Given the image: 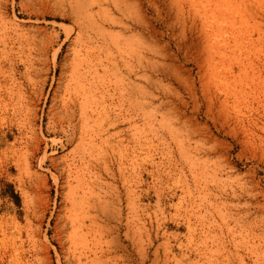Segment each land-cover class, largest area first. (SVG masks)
Instances as JSON below:
<instances>
[{"label":"rangeland","instance_id":"obj_1","mask_svg":"<svg viewBox=\"0 0 264 264\" xmlns=\"http://www.w3.org/2000/svg\"><path fill=\"white\" fill-rule=\"evenodd\" d=\"M259 74L264 0H0V264H264Z\"/></svg>","mask_w":264,"mask_h":264},{"label":"bare ground","instance_id":"obj_2","mask_svg":"<svg viewBox=\"0 0 264 264\" xmlns=\"http://www.w3.org/2000/svg\"><path fill=\"white\" fill-rule=\"evenodd\" d=\"M118 4V3H117ZM133 5V4H132ZM133 7V6H132ZM134 10V9H133ZM130 13V12H129ZM205 33V32H204ZM206 35V34H205ZM135 42V41H134ZM135 77V76H134ZM260 80V83L262 85H264V80L261 76V74H259V78ZM39 94V93H38ZM131 95V94H130ZM52 97V96H51ZM140 98L141 96L136 95V99L138 101H140ZM27 99V98H26ZM32 102V101H31ZM129 103V102H128ZM34 104V102H33ZM35 105V104H34ZM55 107V106H54ZM67 107V106H66ZM6 108V107H5ZM53 108V107H52ZM35 110V109H34ZM37 110V109H36ZM35 110V111H36ZM143 111V110H141ZM256 111L258 113V117H254L251 119V121H249L247 119V117L245 116V114L243 113V117L241 119V130H242V145H243V148H246L247 147V143H248V140H247V135H248V132L249 131H252V138H253V134L255 135L254 138H256V135H257V138L260 139V141L264 142V137L261 135V134H258L256 129H258L259 131L261 132H264V99H261L258 103H257V107H256ZM54 112V111H53ZM57 113V112H56ZM76 114V113H75ZM57 116V115H56ZM62 116V115H61ZM55 117V116H54ZM64 117V115H63ZM56 118V117H55ZM54 118V119H55ZM58 118V117H57ZM58 120V119H56ZM60 120V119H59ZM69 122L71 121V118H68L67 119ZM61 122V121H60ZM74 124V123H73ZM252 124L253 128L251 129L250 128V125ZM82 125V124H81ZM54 126V125H53ZM61 126V124H60ZM68 126V125H67ZM75 128L77 127H80V125H77L75 124L74 125ZM75 130V129H74ZM248 135V136H249ZM35 136V135H34ZM41 139V138H40ZM83 138L81 137V134L80 136H78L76 133H74L70 138H69V142L72 143H75V147H78L80 148L81 147V142H82ZM37 141V140H36ZM53 141V140H52ZM56 142V140H54ZM54 142V143H55ZM68 142V143H69ZM250 142V141H249ZM67 144V143H66ZM36 145V144H35ZM70 145V144H69ZM37 146V145H36ZM34 147V146H33ZM253 147V146H252ZM256 151V150H255ZM57 152V151H56ZM75 154L78 155V157L81 159V164L79 166H75V171L74 172H71L69 170V173L67 174V186L69 188V192L68 194L70 193L71 194V197H76L75 194L76 193V189H82L84 187V185H86L88 187V185H90V187L92 189H95L97 188V182L95 181L96 180V175L94 173H91L94 168L92 166V164L90 162H87V163H84V161H86V157H85V154L83 153V151H81L80 149L78 151L75 152ZM254 154V153H253ZM66 155V154H65ZM256 156V155H255ZM56 157V156H55ZM54 157V158H55ZM261 157V156H260ZM53 158V162L54 164H57V160L56 158L54 159ZM52 160V159H51ZM44 161V160H43ZM42 161V163H43ZM53 164V165H54ZM83 164L85 165V169L87 170V173L88 176H89V179H88V182H86L85 178H86V175L85 173H81L80 171H84L83 169ZM58 165V164H57ZM54 167H57L58 169V166H54ZM55 169V168H54ZM85 172V171H84ZM56 175V174H55ZM58 175V174H57ZM55 177V176H54ZM42 178V176H41ZM40 178V179H41ZM44 178V177H43ZM42 178V179H43ZM60 179H62V175L59 174L58 177H57V181H60ZM75 181L76 182V185L75 186H72L71 185V180ZM99 189V188H98ZM87 190V189H86ZM108 205H109V201L108 200H99L97 203H92L91 200H89L87 202V214H89V216H91L94 221L95 220H101L99 219L101 217V215H104L106 218H111V216L113 217L114 214H112L108 208ZM121 215V212H118V216ZM93 224V223H92ZM102 228L104 229L105 227L102 226ZM109 227L106 229L108 231ZM113 246L109 245L106 249H101L99 252L96 251V250H93L92 251V254H93V258L92 260H95L97 263H101V264H128V256L125 252L121 253L119 256L117 255V251L115 248H112ZM123 251H125V247H123ZM120 253V252H118ZM78 261L80 262V258H78Z\"/></svg>","mask_w":264,"mask_h":264}]
</instances>
